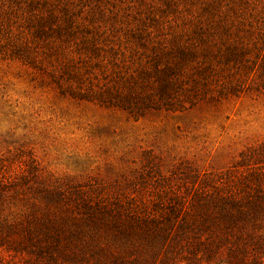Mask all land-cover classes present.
<instances>
[{"label": "trees", "instance_id": "trees-1", "mask_svg": "<svg viewBox=\"0 0 264 264\" xmlns=\"http://www.w3.org/2000/svg\"><path fill=\"white\" fill-rule=\"evenodd\" d=\"M116 1H126L125 13ZM12 58L46 69L59 90L134 118L261 94L264 0H0V61ZM239 156L245 172L199 184L180 230H205L222 241L233 235L238 244L251 238V227H264V143ZM19 170L0 161V205L16 190ZM132 198L127 206L115 201L116 208L100 198L80 199L85 217L79 220L47 203L16 223L0 213V243L15 235L48 249L85 245L87 226L113 229L126 240L167 234L179 200L171 198L167 215L150 218ZM153 201L139 199L141 207Z\"/></svg>", "mask_w": 264, "mask_h": 264}, {"label": "rangeland", "instance_id": "rangeland-1", "mask_svg": "<svg viewBox=\"0 0 264 264\" xmlns=\"http://www.w3.org/2000/svg\"><path fill=\"white\" fill-rule=\"evenodd\" d=\"M115 4L126 12V1ZM50 78L20 59L0 61V161L20 167L16 190L0 205L5 221L19 222L46 203L79 220L80 199L99 198L116 208L115 201L127 206L134 197L150 218L167 215L174 198L179 213L167 234L147 230L137 241L84 227L87 248L66 242L48 249L13 235L0 243V264H264V227H251V238L238 244L233 235L222 241L205 230H180L194 190L210 177L245 172L239 155L264 143V93L134 118L59 90ZM148 197L154 201L141 207L139 199Z\"/></svg>", "mask_w": 264, "mask_h": 264}]
</instances>
